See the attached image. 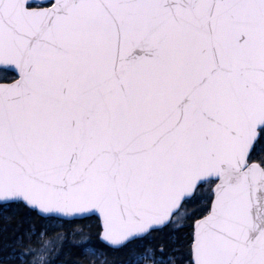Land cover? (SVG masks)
I'll return each mask as SVG.
<instances>
[{
    "label": "snow or ice",
    "instance_id": "6c2138e0",
    "mask_svg": "<svg viewBox=\"0 0 264 264\" xmlns=\"http://www.w3.org/2000/svg\"><path fill=\"white\" fill-rule=\"evenodd\" d=\"M0 264H264V0H0Z\"/></svg>",
    "mask_w": 264,
    "mask_h": 264
}]
</instances>
